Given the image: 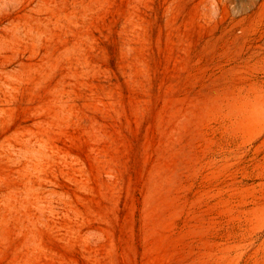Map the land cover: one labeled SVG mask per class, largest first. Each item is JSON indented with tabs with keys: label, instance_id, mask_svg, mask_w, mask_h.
I'll return each instance as SVG.
<instances>
[{
	"label": "rangeland",
	"instance_id": "obj_1",
	"mask_svg": "<svg viewBox=\"0 0 264 264\" xmlns=\"http://www.w3.org/2000/svg\"><path fill=\"white\" fill-rule=\"evenodd\" d=\"M0 264H264V0H0Z\"/></svg>",
	"mask_w": 264,
	"mask_h": 264
}]
</instances>
